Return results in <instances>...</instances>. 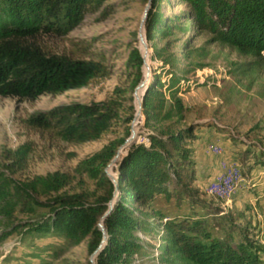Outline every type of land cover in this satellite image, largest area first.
Instances as JSON below:
<instances>
[{
    "label": "trees",
    "instance_id": "16d2710c",
    "mask_svg": "<svg viewBox=\"0 0 264 264\" xmlns=\"http://www.w3.org/2000/svg\"><path fill=\"white\" fill-rule=\"evenodd\" d=\"M104 1L0 0V97L34 101L43 95L59 94L99 74L98 63L49 53L37 40L43 35H66ZM181 1L189 6L183 13L186 19L217 35L220 41L257 55L264 52V0ZM164 2L151 1L146 22L149 48H154L153 43L159 37H168L174 27L166 20ZM145 51L139 41L127 63L137 74L135 91L147 77ZM180 83L177 76H172L167 86L153 75L145 97V89L143 93L139 91L144 98L146 126L153 133L149 134L148 146L134 143L115 169L123 195L105 221L109 239L96 262L133 264L135 256L144 249L136 231L160 234L163 228L164 252H175L193 264H264V247L257 228L250 223H238L241 216L224 212L212 200H203L200 189L194 186L196 162L190 143L197 139L196 129L175 132L171 126H161L167 121L183 119L186 108L178 96ZM163 88L170 94L169 103ZM121 106L114 97L100 103H74L37 113L24 124L54 140L78 144L114 124ZM131 111L129 123L135 120V106ZM140 120L138 116L135 121L138 128ZM130 135L128 132L126 138L112 141L77 167V172L88 173L99 181L106 195L91 202L85 194H61L73 184L69 173H50L26 183L9 180L5 189L0 188V199L7 201L8 214L13 217L15 212H21L33 216L26 224L29 234L63 236L71 246L93 236L91 250L95 253L105 238L98 224L109 211L116 190L106 170ZM35 150V144L27 142L8 151V159L23 170ZM248 151L240 157L244 179H251L257 166L264 167V151L260 154L254 151L248 154ZM157 197L174 201L179 209L185 205L187 211L173 214L156 205ZM131 199L145 209L135 208ZM237 231L239 236H235ZM7 235L3 233L0 242Z\"/></svg>",
    "mask_w": 264,
    "mask_h": 264
},
{
    "label": "rangeland",
    "instance_id": "374dc122",
    "mask_svg": "<svg viewBox=\"0 0 264 264\" xmlns=\"http://www.w3.org/2000/svg\"><path fill=\"white\" fill-rule=\"evenodd\" d=\"M151 1L105 0L66 35L38 38L45 51L74 60L96 62L100 65V72L59 94L43 95L34 101L0 97L2 190L9 180L26 183L38 176L62 172L71 174L74 181L61 194H85L94 202L106 195V190L88 173L77 172L79 163L112 141L126 138L128 132L132 135V129L137 134L136 144H150L149 134L153 131L147 128L145 117L139 115L140 90L135 91L133 87L137 74L127 63L134 47L141 42L140 34ZM188 8L181 0H165L163 11L170 26L174 27L168 37H159L153 43L154 48L148 49L147 63L152 65L155 78H160L167 86L172 76L181 80L178 96L186 108L181 121L174 119L161 126H171L175 132L196 129L197 139L190 143L196 162L194 186L200 189L203 200H212L235 217L241 216L238 223H250L256 227L258 239L264 247L263 166L253 169L251 179L243 178L236 194L227 203L215 200L205 191L212 177L219 172L220 161L236 162L241 170L240 157L246 150H249L248 154L250 151L256 154L264 151V52L257 55L220 41L217 35L186 19L183 13ZM165 89L164 96L169 103L170 94ZM111 97L122 103L119 119L104 132L78 144L54 140L24 124L37 113L74 103H100ZM133 106L135 120L129 123ZM138 116H141L139 128L135 125ZM27 142H33L36 150L26 167L20 170L8 159V151ZM215 145L222 148L221 156L211 152ZM130 147L131 144L122 145L118 152L124 157ZM113 167L114 161L106 170L112 181ZM113 173L118 182L116 170ZM115 187L112 200L117 204L123 193L119 182ZM131 200L135 208L145 209L140 202ZM6 204L7 201L0 199V236L8 234L0 242V264H93V236L71 246L63 236L29 234L26 224L33 216L15 212L11 217ZM156 205L173 214L187 211L185 205L179 209L174 201L167 202L163 197L156 198ZM102 223L103 220L98 226L101 227ZM163 232V228L160 234L136 231L143 240L144 249L142 254L135 256L134 264H193L175 252H164ZM235 236H239L238 231Z\"/></svg>",
    "mask_w": 264,
    "mask_h": 264
},
{
    "label": "built area",
    "instance_id": "2783aa9c",
    "mask_svg": "<svg viewBox=\"0 0 264 264\" xmlns=\"http://www.w3.org/2000/svg\"><path fill=\"white\" fill-rule=\"evenodd\" d=\"M211 152L215 156H221L223 150L220 146L215 145L212 146ZM242 181L243 177L238 163L222 160L219 163V172L206 186L205 191L208 196L227 203L236 194L237 189ZM223 209L224 212H227V208ZM136 259L137 258L135 257L133 264L136 263Z\"/></svg>",
    "mask_w": 264,
    "mask_h": 264
},
{
    "label": "water",
    "instance_id": "95a60500",
    "mask_svg": "<svg viewBox=\"0 0 264 264\" xmlns=\"http://www.w3.org/2000/svg\"><path fill=\"white\" fill-rule=\"evenodd\" d=\"M151 9H152V3L150 4V6L148 8V11H147V15H146V19H145V26L143 28V33L141 32V34H140V39L144 43V45L146 46L147 49H149V45H148V41H147V37L145 35V32H146V22H147V20L149 18V14H150ZM143 60H144V66H145L146 65V60H145V57L144 56H143ZM148 68H149V73H148V79H147V81L146 82H142L140 84V86L138 87V89H137V91H138V90H140L142 88H145L144 97L146 95L147 89H148V87H149V85H150V83L152 81V77H153V70H152V68L151 67H148ZM136 98H137V96H136ZM139 107H140L139 115L142 114V116H143L144 98L142 99ZM136 142H137V134L132 129V135L126 141L125 145L131 144V146H132ZM122 159H123V155L119 153L118 156L116 157V159L114 160V167L112 168L111 176H112L113 181H114V183L116 185L118 184V182H117L116 176H115V174L113 172H115V169L118 167V165H119V163L121 162ZM115 205H116L115 202H113V200H112L111 203L109 204V211L107 212L106 216L104 217V220H103V223H102L101 228H102V230L104 232L105 238H104V241H103L102 245L100 246V248L94 253L93 261H92L93 264H97V262H96L97 257L103 251V249L105 248V246H106V244L108 242L109 237H108L107 229L105 227V221L110 217V215L114 211Z\"/></svg>",
    "mask_w": 264,
    "mask_h": 264
},
{
    "label": "bare ground",
    "instance_id": "6f19581e",
    "mask_svg": "<svg viewBox=\"0 0 264 264\" xmlns=\"http://www.w3.org/2000/svg\"><path fill=\"white\" fill-rule=\"evenodd\" d=\"M141 43L144 45V43L141 41ZM144 47H145V49H146V51H145V55H144V57H145V60H146V65H145V67H146V70H147V77H146V80H145V82L147 81V79H148V73H149V68L148 67H151L148 63H147V57H148V49L146 48V46L144 45ZM152 68V67H151ZM145 88H142V89H140V91H142V93H143V90H144ZM142 93H140L139 94V96H141V98H140V103H141V101H142Z\"/></svg>",
    "mask_w": 264,
    "mask_h": 264
},
{
    "label": "crops",
    "instance_id": "0c3cea01",
    "mask_svg": "<svg viewBox=\"0 0 264 264\" xmlns=\"http://www.w3.org/2000/svg\"><path fill=\"white\" fill-rule=\"evenodd\" d=\"M264 169V168H263ZM218 170H219V168H218ZM214 178V176L212 177V179ZM261 183V182H260Z\"/></svg>",
    "mask_w": 264,
    "mask_h": 264
}]
</instances>
